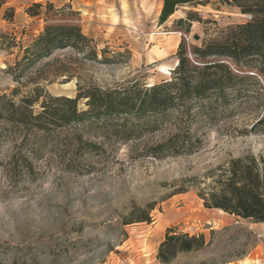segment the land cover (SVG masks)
<instances>
[{
  "label": "rangeland",
  "instance_id": "1",
  "mask_svg": "<svg viewBox=\"0 0 264 264\" xmlns=\"http://www.w3.org/2000/svg\"><path fill=\"white\" fill-rule=\"evenodd\" d=\"M8 1L15 19L2 20L0 32H15L28 44L44 25L28 16L30 4H71L80 11L83 30L96 42L99 58H116L111 63L87 60L66 49L45 60L52 80L44 81L47 90L71 97L79 85L112 86L135 79L151 85L170 78L183 36L175 21L190 10L206 21L191 26L188 39L197 45L250 18L227 0L181 6L164 24L159 23L162 0ZM18 53L0 50V94L11 96L19 86L6 71ZM31 87L21 86L15 100ZM261 110L256 101H249L222 113L213 124L201 123L197 129L205 140L203 148L165 159L142 154L173 132L171 122L156 132L108 145L107 154L87 156L80 169L69 155L38 160L33 175L8 171L15 145L10 141L0 153V264H264V223L206 208L195 181L232 157L264 153V134L250 132ZM182 188L186 191L176 193ZM150 204H155L152 221H135ZM168 228L204 235L205 245L161 262L159 245Z\"/></svg>",
  "mask_w": 264,
  "mask_h": 264
},
{
  "label": "trees",
  "instance_id": "2",
  "mask_svg": "<svg viewBox=\"0 0 264 264\" xmlns=\"http://www.w3.org/2000/svg\"><path fill=\"white\" fill-rule=\"evenodd\" d=\"M209 2L162 0L159 23H166L181 6H206ZM227 2L250 18L220 30L218 38L201 45L188 39L193 22L206 23L201 15L190 10L186 18L176 19L183 36L170 78L151 85L137 79L112 86L79 85L75 97L47 90L45 82L52 80L44 61L66 49L99 61L98 46L84 32L81 13L71 4H30L25 11L43 21L41 32L28 44L15 32H0V50L19 51L6 71L20 87L11 96L0 94V153L5 144L15 141L8 171L14 176L33 175L36 161L55 155H69L72 165L80 169L87 156L107 154L108 145L156 132L169 122L174 125L173 132L142 155L156 159L192 155L205 145L197 129L201 123L213 124L222 113L249 101H256L262 109L250 132L264 134V0ZM15 15L9 1L0 0V22L13 23ZM101 61L111 63L116 58L104 55ZM30 85L29 91L15 100L21 86ZM81 101H85L84 107ZM195 181L206 208L264 223V153L232 157ZM185 191L182 188L176 193ZM154 209L155 204H150L135 221L151 222ZM204 245V235L168 228L158 259L169 263L179 252Z\"/></svg>",
  "mask_w": 264,
  "mask_h": 264
},
{
  "label": "water",
  "instance_id": "3",
  "mask_svg": "<svg viewBox=\"0 0 264 264\" xmlns=\"http://www.w3.org/2000/svg\"><path fill=\"white\" fill-rule=\"evenodd\" d=\"M194 37H195V39H199V36L198 35H195Z\"/></svg>",
  "mask_w": 264,
  "mask_h": 264
},
{
  "label": "crops",
  "instance_id": "4",
  "mask_svg": "<svg viewBox=\"0 0 264 264\" xmlns=\"http://www.w3.org/2000/svg\"><path fill=\"white\" fill-rule=\"evenodd\" d=\"M227 264H234V263H227Z\"/></svg>",
  "mask_w": 264,
  "mask_h": 264
}]
</instances>
